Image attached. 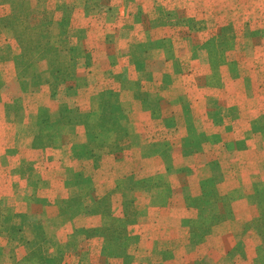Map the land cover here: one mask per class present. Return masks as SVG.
Segmentation results:
<instances>
[{
    "label": "rangeland",
    "instance_id": "1",
    "mask_svg": "<svg viewBox=\"0 0 264 264\" xmlns=\"http://www.w3.org/2000/svg\"><path fill=\"white\" fill-rule=\"evenodd\" d=\"M0 56V264H264V0H5Z\"/></svg>",
    "mask_w": 264,
    "mask_h": 264
},
{
    "label": "trees",
    "instance_id": "2",
    "mask_svg": "<svg viewBox=\"0 0 264 264\" xmlns=\"http://www.w3.org/2000/svg\"><path fill=\"white\" fill-rule=\"evenodd\" d=\"M4 1L5 0H0V3H3ZM7 23L11 24V22L9 20H8ZM19 32L21 34H24L25 33V29H20ZM16 38H17V41L21 44L20 47L22 49V53H21L22 61H21V65L18 67L19 73L22 74V73L26 72L27 67H28L27 65H30L32 59H34V57H32V55L40 53V50L38 49V47H39L38 43L40 42V40H39L40 38L37 37L36 39H34L33 43L31 45H28V47L22 46L23 45V41L21 40L20 37L16 36ZM29 48L32 49V52L29 51ZM47 51L50 52V50H47ZM49 52H47V53H49ZM1 59H2V57L0 56V60ZM49 60L50 61L52 60L51 56H50ZM100 206H103V205L100 204Z\"/></svg>",
    "mask_w": 264,
    "mask_h": 264
},
{
    "label": "crops",
    "instance_id": "3",
    "mask_svg": "<svg viewBox=\"0 0 264 264\" xmlns=\"http://www.w3.org/2000/svg\"><path fill=\"white\" fill-rule=\"evenodd\" d=\"M140 245H141V247H142V245H144L145 244V242L142 240V241H140ZM101 257V256H100Z\"/></svg>",
    "mask_w": 264,
    "mask_h": 264
}]
</instances>
